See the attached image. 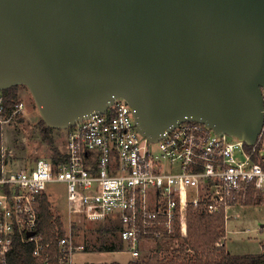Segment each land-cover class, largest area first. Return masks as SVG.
Masks as SVG:
<instances>
[{"label":"water","instance_id":"obj_1","mask_svg":"<svg viewBox=\"0 0 264 264\" xmlns=\"http://www.w3.org/2000/svg\"><path fill=\"white\" fill-rule=\"evenodd\" d=\"M20 85L53 129L123 98L149 142L189 120L252 147L264 0H0V91Z\"/></svg>","mask_w":264,"mask_h":264},{"label":"built area","instance_id":"obj_2","mask_svg":"<svg viewBox=\"0 0 264 264\" xmlns=\"http://www.w3.org/2000/svg\"><path fill=\"white\" fill-rule=\"evenodd\" d=\"M10 101L9 106L0 91L1 129L24 115L18 95ZM133 113L125 99L116 98L103 113L64 129V146L54 158L17 170L1 151L0 264L7 263L16 242L32 244L31 256L41 264H75L74 254L87 244L77 239L84 223L72 219V211L83 222L113 230L128 256L125 264L190 260L194 254L184 243L189 209L226 219L235 207L248 206L247 199L264 200L262 143L256 147L262 134L246 148L232 136L187 120L149 142ZM50 185L65 188L69 217L64 221L52 212L51 236L44 239L38 205L48 199ZM179 240L181 248H169Z\"/></svg>","mask_w":264,"mask_h":264},{"label":"rangeland","instance_id":"obj_3","mask_svg":"<svg viewBox=\"0 0 264 264\" xmlns=\"http://www.w3.org/2000/svg\"><path fill=\"white\" fill-rule=\"evenodd\" d=\"M17 93L18 99L24 102V115L13 118L2 129L0 128V153L2 150L7 152L5 159L11 161L13 170H17L21 166H29L39 159L50 157L52 148H56L58 151L62 150L66 140L64 129L52 128L49 135L53 139V144H47L40 133L42 118H40L30 91L25 86L20 85L17 87ZM260 143H262L264 153V137L263 141L258 142V145ZM48 188L47 202L51 206V211L66 221L69 215L67 213L65 188L62 185H50ZM257 199L259 200L257 205L253 204L248 205L252 207L237 209L240 211L239 219L230 218L227 223V244L233 255L242 256L244 253L258 255L260 254V243L262 245L261 253H264V241H262L264 239V227L262 231H259L260 225H264V200L259 197ZM70 217L77 220L78 223H84L82 230H80L81 233L77 234V239L81 242L86 241L87 244V249L83 253L74 254L75 264H125L128 256L121 251L120 239L113 230H108L92 222H83L80 215L74 211L71 212ZM233 243L237 248L231 247ZM181 245L179 240L173 242L169 248L176 247L179 249ZM181 258L189 260L185 256ZM177 260L173 259V261Z\"/></svg>","mask_w":264,"mask_h":264},{"label":"trees","instance_id":"obj_4","mask_svg":"<svg viewBox=\"0 0 264 264\" xmlns=\"http://www.w3.org/2000/svg\"><path fill=\"white\" fill-rule=\"evenodd\" d=\"M17 87L12 86L9 89L3 90L6 95V102L9 106L11 99L17 97ZM40 133L47 144L52 145L53 139L49 135L52 128L45 126L43 121H40ZM264 131L261 135L260 141H263ZM261 144V143H260ZM246 148H250L244 144ZM258 149L260 145L257 144ZM53 158L58 155V149L52 148ZM264 165V164H263ZM259 200L247 199L245 205H257ZM39 221L38 231L43 234V238L49 239L53 224L51 223L52 211L49 202L42 197L39 202ZM188 227L187 238L184 243L192 250L194 256L190 260H183L181 256L172 264H264V253L258 255H232L228 253L223 244L216 247L225 235V218L222 215H208L203 211L192 212L188 210ZM33 245L22 244L16 242L13 250L7 258L6 264H41L31 256ZM182 252V251H181Z\"/></svg>","mask_w":264,"mask_h":264},{"label":"crops","instance_id":"obj_5","mask_svg":"<svg viewBox=\"0 0 264 264\" xmlns=\"http://www.w3.org/2000/svg\"><path fill=\"white\" fill-rule=\"evenodd\" d=\"M248 207H252V206H241V207H235L232 211H231V213H233V216H231V217H226V222H225V235H224V238L223 239H221V241H220V243L221 244H223L224 245V247H225V249H226V251L228 252V253H230V254H232L233 255V253L228 249V236H227V232H228V230H227V223H228V221H229V219L230 218H232V219H239V217H240V211H237V209H239V210H241V209H243V208H248ZM263 227H264V225L263 224H261L260 225V227H259V231H262V229H263ZM244 232V231H243ZM247 231L245 230V233H246ZM236 233V232H235ZM238 233V232H237ZM262 241H264V239L262 240ZM231 247L232 248H237L236 246H235V243H233L232 245H231ZM261 248H262V245H261V243H260V253H261ZM113 253H115V252H113ZM234 255H237V254H234ZM242 255H246L245 253L244 254H242Z\"/></svg>","mask_w":264,"mask_h":264}]
</instances>
